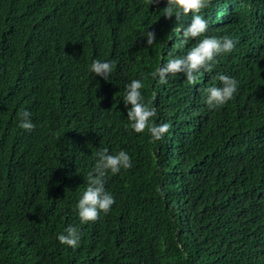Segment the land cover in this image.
<instances>
[{
	"label": "trees",
	"instance_id": "obj_1",
	"mask_svg": "<svg viewBox=\"0 0 264 264\" xmlns=\"http://www.w3.org/2000/svg\"><path fill=\"white\" fill-rule=\"evenodd\" d=\"M166 6L0 0V264H264V0H211L208 31L183 45L174 29L191 15L178 23ZM205 36L235 48L195 84L153 76ZM243 51L259 57L233 64ZM96 59L112 63L108 81L90 71ZM221 74L238 91L210 109L205 90ZM132 80L156 110L150 124L171 125L160 141L129 127ZM25 111L34 131L19 126ZM105 148L132 167L109 173L115 203L84 224L76 206ZM70 225L75 248L57 239Z\"/></svg>",
	"mask_w": 264,
	"mask_h": 264
},
{
	"label": "clouds",
	"instance_id": "obj_2",
	"mask_svg": "<svg viewBox=\"0 0 264 264\" xmlns=\"http://www.w3.org/2000/svg\"><path fill=\"white\" fill-rule=\"evenodd\" d=\"M148 4L154 2L159 4L161 0H147ZM211 0H166V7L163 9L164 17L171 19L175 17L179 23L183 18L191 15V23L187 28L176 27L177 32L182 31L181 45L187 44L189 40H194L203 36L208 31V21L200 14L202 10L208 8ZM147 46H151L155 41V33H146ZM235 48L234 41L225 36L223 38L205 36L194 45L187 55L177 57L170 56L167 63L157 69L153 76L159 77L161 83H167L169 75L183 73L189 84H195L197 73L203 69L206 72L213 70L215 57L221 54L230 53ZM113 70L111 62L96 59L92 62L90 71L108 81ZM217 79L221 82V87H209L206 103L209 108L223 106L230 101L238 91V81L227 75H218ZM141 80H132L125 87L123 101L125 106L131 105L127 112V119L130 121L129 127L135 133H143L146 129L151 135L152 140L160 141L171 127L168 123L155 124L150 121L156 117L154 108H150L144 103L141 89ZM31 114L27 111L20 114L19 126L27 132L34 131L36 125L30 119ZM96 162L94 167L87 173V187L78 201L77 212L81 223L95 222L101 213L108 214L115 203L113 195L105 188L106 178L111 173L118 174L122 169L127 170L132 167L131 158L126 151L121 150L115 154H109L108 149H101L95 153ZM62 245L78 247L80 242L79 229L68 226L63 233L57 237Z\"/></svg>",
	"mask_w": 264,
	"mask_h": 264
},
{
	"label": "rangeland",
	"instance_id": "obj_3",
	"mask_svg": "<svg viewBox=\"0 0 264 264\" xmlns=\"http://www.w3.org/2000/svg\"><path fill=\"white\" fill-rule=\"evenodd\" d=\"M244 52H248V51H243L241 53H239L238 55H236L234 58H233V64H239L240 62H242L243 60L245 59H252V60H256L258 59V53L256 52H253L252 51V54L250 53V55H246V53Z\"/></svg>",
	"mask_w": 264,
	"mask_h": 264
}]
</instances>
